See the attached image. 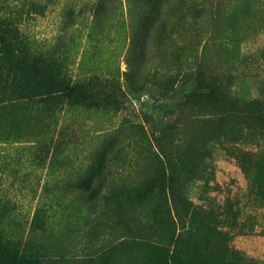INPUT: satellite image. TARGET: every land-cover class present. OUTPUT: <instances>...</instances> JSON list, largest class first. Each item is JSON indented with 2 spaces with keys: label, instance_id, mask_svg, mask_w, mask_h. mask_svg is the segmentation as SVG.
Instances as JSON below:
<instances>
[{
  "label": "rangeland",
  "instance_id": "1",
  "mask_svg": "<svg viewBox=\"0 0 264 264\" xmlns=\"http://www.w3.org/2000/svg\"><path fill=\"white\" fill-rule=\"evenodd\" d=\"M0 8L74 85L0 106V237L37 264H264V116L243 106H264V0ZM219 82L241 114L209 106Z\"/></svg>",
  "mask_w": 264,
  "mask_h": 264
},
{
  "label": "trees",
  "instance_id": "2",
  "mask_svg": "<svg viewBox=\"0 0 264 264\" xmlns=\"http://www.w3.org/2000/svg\"><path fill=\"white\" fill-rule=\"evenodd\" d=\"M1 1V0H0ZM28 41L26 35L22 32L18 23L13 20V16L5 14L0 8V106L7 105L10 101L29 102L39 99V97H54L63 94L64 96H73L74 85L68 77L60 71L53 70L49 65H46V57L41 54L31 52L27 47ZM46 75L42 80L41 77ZM211 75L207 72L198 71L196 79L198 85L202 86L207 83ZM33 81L34 86L29 87L28 84ZM212 81L218 82L212 78ZM47 100H44L46 102ZM214 106L235 110V114H241L239 109L240 101L232 100L225 94L223 83L219 82L214 87L213 91ZM245 110L261 114L264 116V106L260 101H254L252 104L243 103ZM236 108V109H234ZM231 113V112H228ZM214 114V113H213ZM217 114V113H216ZM2 123L0 122V125ZM3 126H0V139H6V134L3 133ZM216 131H224L225 125H219ZM193 150H198V146H193ZM176 197L174 198V202ZM120 246V245H119ZM112 249L114 252L117 250ZM102 255L93 258V264H106V257ZM91 262H93L91 260ZM37 259H34L27 251H22L17 248L15 240L8 237H0V264H37ZM89 263V261H88ZM92 264V263H90ZM199 264H240L227 262L224 260H201Z\"/></svg>",
  "mask_w": 264,
  "mask_h": 264
}]
</instances>
